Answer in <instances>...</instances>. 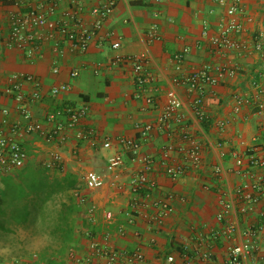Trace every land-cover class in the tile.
<instances>
[{"label": "crops", "instance_id": "0c3cea01", "mask_svg": "<svg viewBox=\"0 0 264 264\" xmlns=\"http://www.w3.org/2000/svg\"><path fill=\"white\" fill-rule=\"evenodd\" d=\"M101 1L28 0L23 8L35 7L39 2L57 3L55 12L48 15L50 19H62L65 12L75 10L79 19L89 26L94 20L91 9ZM234 1L227 0L223 6L215 0H115L114 11L105 19L85 51L79 50L61 35H57L55 40L43 39L45 29L41 28L33 30L38 49L35 55L28 57L25 51L6 46L8 14L18 7L9 0H0V127L3 108H8L13 118L20 120L15 101L3 93L10 75L16 72L32 74L39 80V87L25 83L23 91L28 97L35 91L42 94V100L30 103L29 108L34 119L43 125L41 131L23 136L21 144L31 154L29 162L24 168L1 177L0 189L9 179L20 183L19 174L31 169L51 177L72 174L76 187H81L88 197V203L78 204L79 211L73 215V239L61 247L64 251L62 258L53 261V264H81L69 257V251L73 249L76 257L82 259L89 250L91 238L101 241L107 249L127 252L140 249L145 264H166L168 254L174 255L178 264H225L228 247L243 241L242 232L263 224L264 198L247 215L228 214L238 224L232 236L219 233L223 223L215 218L221 190L232 191L243 181L241 176L229 171L234 164L230 152H242L250 145L264 142V113H257L253 104L244 106L239 114L232 112L235 93L251 97L255 91L253 81L264 87V59L252 47L254 37L262 34L264 48V0H237L242 8L238 19L243 24V31L235 37L246 45L245 52H217L210 47L203 34L205 23L208 35L217 32L218 25L227 19V6ZM155 12H158V17L153 15ZM153 23L158 25L160 39L150 41L147 32ZM116 41L120 43L118 48L112 46ZM185 47L189 49L184 66L187 70L208 63L236 65L239 71L235 76L224 77L205 94L204 106L211 118L207 130L194 115L189 95L182 87H177L183 100V124L203 146L202 166L187 171L177 179L167 176L159 160L160 152L168 142H181L176 133L179 126H172L174 136H169L165 130L153 129L141 148V154L156 160L149 174L157 185L152 200L174 194L171 200L174 210L162 224H155L149 221V217L156 213L157 208L150 206L137 215L133 223H128L126 211L131 210L133 198L128 182L139 173L141 163L131 160L130 155L123 152L124 166L118 187L106 185L87 190L83 176L88 171L104 172L109 156L118 150L124 151L117 143L118 137H136L137 123L156 122L163 111L165 92L172 86L173 56ZM136 55L146 56L152 74L150 86L158 89L153 92L156 101L151 107L134 97L136 87L130 64L108 67L117 56ZM55 67L57 73L53 72ZM73 71L78 74L71 76ZM63 84L69 85L70 89L52 96L51 89ZM65 104L88 107L89 114L82 120L81 126L93 128L97 132L95 139L76 140L72 130L70 139L62 144L45 141V134L52 127L45 120L46 113ZM216 118H230L231 122L221 132L214 124ZM205 137L211 144L223 142L227 155L220 158L218 150L208 145ZM105 140L111 141V148L103 147ZM52 152L60 153L61 163L56 168L46 169L43 164L50 159ZM173 158L179 161L176 154ZM217 163L225 169L222 178L212 174V166ZM28 204L31 214L26 222L31 218L37 220L40 212L34 205V198H29ZM89 205L96 207L92 214L87 211ZM106 211L113 215L108 223L103 218ZM120 228L123 229L122 234ZM106 230L111 233L108 242L102 240V233ZM256 242L257 250L251 256H244L241 264H264V230L259 232ZM202 251L210 253L209 260L201 258ZM94 264H105V258H94Z\"/></svg>", "mask_w": 264, "mask_h": 264}, {"label": "built area", "instance_id": "2783aa9c", "mask_svg": "<svg viewBox=\"0 0 264 264\" xmlns=\"http://www.w3.org/2000/svg\"><path fill=\"white\" fill-rule=\"evenodd\" d=\"M18 9L8 14V34L6 36V46L17 48L26 52L28 57L35 55L38 49L36 34L33 30L45 29L43 39L55 40L57 35L63 36L68 42L81 51L88 48L89 42L96 35L98 30L103 26L115 8V0H102L100 4L91 9L94 20L91 25H87L79 19L77 11H68L63 14L62 19L52 20L49 14L56 10L57 3L47 4L39 2L35 7L23 6L28 0H9ZM62 1V0H58ZM219 5H226L227 0H215ZM242 13L237 0L230 3L226 8L227 19L219 25L217 32L208 35L206 23L204 24L203 34L207 37L210 47L217 52L231 50L237 53L245 52L246 45L241 43L235 35L243 31V24L239 21L238 15ZM158 17V12L153 14ZM148 40L160 39L159 28L153 23L148 32ZM118 48L120 43L114 42L112 45ZM253 50L258 52L264 59L263 35L258 34L253 39ZM185 47L173 56V70L170 76L171 87L165 92V104L163 111L153 123H137L135 125L138 135L136 137L120 136L117 143L122 146L124 151H116L107 159L106 170L104 172L88 171L83 176L84 187L87 190H96L106 185L118 187L120 172L124 166L123 152L130 155L131 160L139 161L142 165L141 170L136 176L130 178L128 187L133 198L130 203L131 210L126 211L128 223H133L136 216L144 209L150 206L157 208L155 214L149 217V221L155 224H162L173 212L174 208L171 200L174 194L166 197L152 200L153 190L157 185L154 180L150 179L149 174L154 169L155 159L152 156L141 154V148L145 141L150 137L153 129L167 131L169 136H174L175 131L172 126H179L177 134L181 140L180 143L168 142L161 148L160 162L163 164L164 173L172 179H177L189 170H197L203 163V146L195 139L189 128L183 124L182 114L183 100L177 91V87H182L189 95L190 107L197 120L202 123L210 118L205 110L204 96L212 87L218 85L224 77L235 76L239 68L236 65H212L204 64L196 69H185V56L188 53ZM130 64L132 69L133 82L136 87L134 97L141 99L149 107L155 104L156 98L153 94L158 89L150 86L152 74L148 67V60L145 55L117 56L110 61L108 67L119 64ZM54 73L58 72L55 67ZM77 71L71 72V76H76ZM25 83H31L35 88L39 87V80L32 74L22 72L12 73L9 77L8 84L4 87V95L12 98L16 103V109L20 115L19 119H14L8 108L2 109V119L0 127V178L11 173L14 170L24 168L30 159V153L22 144L21 139L25 135L37 133L43 129L41 122L34 119L29 108L32 102L42 100V94L35 91L29 97L24 93ZM255 91L251 97L235 93L233 95L232 112L239 114L244 106L254 105L257 113H264V87L256 81L252 82ZM70 86L63 84L51 89L52 96L58 95L59 92L68 91ZM89 114L86 105L75 106L65 104L58 108L49 110L45 115L46 122L52 125L45 134V141L48 143L62 144L70 139V131H74L73 137L76 140L95 139L97 132L93 128H83L81 126ZM230 118H216L214 124L219 131H224L230 124ZM206 143L212 145L218 150L220 158H224L228 151L225 144L218 141L211 144L206 138ZM104 148H111L110 140L103 141ZM234 164L231 172L241 176L243 181L232 191L221 190L219 196V209L216 213V220L222 224L220 234L232 236L236 233L238 224L228 217L230 212L236 215H247L264 198V142L253 144L245 148L242 152H230ZM173 154H176L179 161H175ZM61 155L59 152H52L50 159L44 162L46 169H53L60 165ZM212 174L217 178H222L225 171L224 167L217 163L212 166ZM77 186L72 194L77 204H87L88 197ZM96 207L89 205L87 211L94 213ZM106 223L110 222L113 215L106 211L103 215ZM264 230V221L260 226L251 227L242 232L243 241L228 247V255L225 264H241L244 256H251L257 250L256 238L260 231ZM119 232L122 234L123 229ZM111 236L110 231L102 233V240L108 242ZM101 241L91 238L88 252L82 259L76 257L75 251H69V257L72 260L79 261L81 264H94V258L104 257L105 264H145V257L140 249L132 251H123L117 249H107L101 245ZM203 260L210 259L208 251L201 252ZM17 264V263H15ZM22 264H30L23 262ZM166 264H178L174 255L166 256Z\"/></svg>", "mask_w": 264, "mask_h": 264}, {"label": "trees", "instance_id": "16d2710c", "mask_svg": "<svg viewBox=\"0 0 264 264\" xmlns=\"http://www.w3.org/2000/svg\"><path fill=\"white\" fill-rule=\"evenodd\" d=\"M210 122L211 118L202 122L206 130ZM19 177L20 183L9 179L5 181L3 189H0V228H4L2 221L8 208L11 210L10 221L24 224L31 214L29 198H34V205L41 214L46 203L58 197L61 199L60 206L48 232L65 246L73 239V215L79 211L78 204L71 194L76 187L75 177L72 174L51 177L42 171L34 172L31 169L23 170Z\"/></svg>", "mask_w": 264, "mask_h": 264}, {"label": "rangeland", "instance_id": "374dc122", "mask_svg": "<svg viewBox=\"0 0 264 264\" xmlns=\"http://www.w3.org/2000/svg\"><path fill=\"white\" fill-rule=\"evenodd\" d=\"M60 200L55 197L48 201L37 220L31 218L24 224L10 221L11 210L7 209L4 228H0V264H53L60 259L64 252L62 243L48 232Z\"/></svg>", "mask_w": 264, "mask_h": 264}]
</instances>
